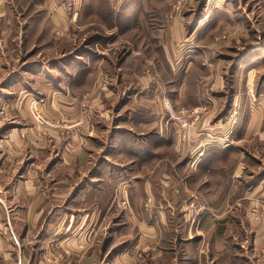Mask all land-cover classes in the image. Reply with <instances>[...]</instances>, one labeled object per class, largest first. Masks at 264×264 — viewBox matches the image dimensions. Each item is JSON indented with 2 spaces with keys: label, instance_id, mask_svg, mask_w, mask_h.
<instances>
[{
  "label": "crops",
  "instance_id": "crops-1",
  "mask_svg": "<svg viewBox=\"0 0 264 264\" xmlns=\"http://www.w3.org/2000/svg\"><path fill=\"white\" fill-rule=\"evenodd\" d=\"M55 1L0 0L2 190L33 197L2 205L0 264H27L25 240L32 231L35 264L47 256L50 264H264V204L259 216L250 215L264 196V161L246 146L233 153L252 129L264 140L260 115L226 145L220 140L226 121L209 110L192 130L194 139L180 141L149 73L159 45L132 48L118 66L99 44L59 53L56 35L42 27L46 21L57 26ZM20 2L29 9L15 10ZM134 58L145 66L129 64ZM104 75L107 83L95 89ZM185 90L183 81L174 100ZM88 92L97 104L80 111L75 100ZM33 97L47 98L55 114L80 119L73 134L37 132L28 111ZM210 98L217 105L224 97L214 91ZM200 130L216 139L198 138ZM121 188L131 203L126 211L112 203ZM57 251L65 252L59 262L53 260Z\"/></svg>",
  "mask_w": 264,
  "mask_h": 264
},
{
  "label": "rangeland",
  "instance_id": "rangeland-1",
  "mask_svg": "<svg viewBox=\"0 0 264 264\" xmlns=\"http://www.w3.org/2000/svg\"><path fill=\"white\" fill-rule=\"evenodd\" d=\"M55 2L59 14L57 26H54V22L50 25V21H46L42 27L48 35L51 32V37L56 35L54 38L60 42L59 53L66 51L72 54L73 51V54H78L88 44H99L108 61L112 62L111 65L118 66L124 64V59L132 48H145V43L152 42L159 47L168 44L171 47L168 52L159 47L153 50L154 59L153 62H148V65L153 83L157 84V92L162 96L166 123L174 129L175 136L177 135L180 141H190L193 138L192 130L196 128L203 113L209 110L214 113L221 112L223 122L226 121L224 128L220 129L221 132H226L220 138L226 145L235 139L237 133L240 134L239 128L251 117L254 118V115L255 121L260 115L258 121H262L264 128V0ZM14 5L15 10L29 9L26 3ZM140 60L134 58L128 63H142L139 67H144V60ZM108 79L107 75L102 76L94 88L102 87ZM183 81L186 82L184 96L175 101L173 97L177 93V86ZM121 84L122 87H127L131 82L121 81ZM214 91L220 92L224 97L218 98L217 105L210 98ZM77 100L75 105L78 104L80 111L84 112H88L89 106L97 104L89 92ZM166 103L177 111L197 107L199 112L187 118L184 126H180L170 122ZM28 109L30 124L33 127L38 126L35 128L37 132L41 129L49 134V129H55L60 137L71 136L76 129L75 125L80 122V119L72 116L65 118L55 114L54 108H51L45 97H33ZM35 112L43 115L42 122L36 119ZM4 114L5 110L0 103V119ZM0 128L2 136L5 132L2 121ZM258 131L259 129L250 130L248 142H235L237 146H233V153L237 155L240 153L239 149L246 146L250 155H260L264 161V140L255 136ZM213 136L212 131H197L198 138L208 137L215 140ZM197 148L196 146L195 149ZM250 164L253 168H258L257 158L250 157ZM2 185L3 180L0 178V215L3 203L12 207L17 202L25 203L33 199L32 195L28 194L7 193L2 190ZM123 200L128 203L124 204ZM112 203L118 209L128 210L131 203L127 190L119 189ZM263 204L264 196L257 198L251 206L250 215L259 216ZM145 206L149 208V203L145 202ZM25 212L28 216V210ZM37 239L36 232L33 231L26 237L27 264H35L32 260L33 252L37 249ZM49 257L44 259L43 264H50ZM64 258L65 252L57 251L53 260L59 262Z\"/></svg>",
  "mask_w": 264,
  "mask_h": 264
},
{
  "label": "built area",
  "instance_id": "built-area-1",
  "mask_svg": "<svg viewBox=\"0 0 264 264\" xmlns=\"http://www.w3.org/2000/svg\"><path fill=\"white\" fill-rule=\"evenodd\" d=\"M166 110L169 114V120L173 124H177L180 126H184V122L187 118L191 117L193 114L199 112V108L195 107L192 109H183V110H175L174 107L166 103ZM35 117L38 121H43L44 117L40 112H35ZM124 204H127L128 202L126 200H123Z\"/></svg>",
  "mask_w": 264,
  "mask_h": 264
}]
</instances>
